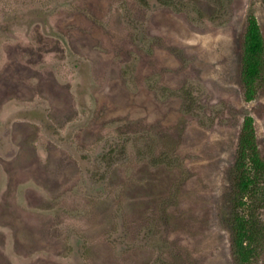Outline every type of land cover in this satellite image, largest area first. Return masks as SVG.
<instances>
[{"label": "rangeland", "instance_id": "obj_1", "mask_svg": "<svg viewBox=\"0 0 264 264\" xmlns=\"http://www.w3.org/2000/svg\"><path fill=\"white\" fill-rule=\"evenodd\" d=\"M251 16L264 40V0H0V264H236Z\"/></svg>", "mask_w": 264, "mask_h": 264}, {"label": "trees", "instance_id": "obj_2", "mask_svg": "<svg viewBox=\"0 0 264 264\" xmlns=\"http://www.w3.org/2000/svg\"><path fill=\"white\" fill-rule=\"evenodd\" d=\"M263 70L264 40L259 24L251 16L244 32L241 55V82L247 98L255 93ZM234 170L232 251L236 264H251L256 250L254 243L257 221L253 215L246 213V208L254 205V195L264 176V158L256 145L253 127L248 119L243 121L239 132Z\"/></svg>", "mask_w": 264, "mask_h": 264}]
</instances>
